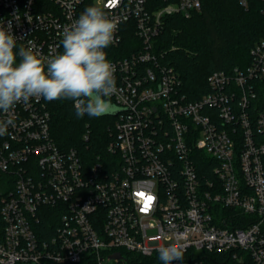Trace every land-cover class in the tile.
Returning <instances> with one entry per match:
<instances>
[{"label": "built area", "instance_id": "2783aa9c", "mask_svg": "<svg viewBox=\"0 0 264 264\" xmlns=\"http://www.w3.org/2000/svg\"><path fill=\"white\" fill-rule=\"evenodd\" d=\"M93 3L119 21L105 49L119 89L108 154L85 164L60 148L43 98L15 107L0 137V264L85 255L161 264L156 249L170 240L186 249L173 264H264V40L245 67L210 72L207 91L191 99L154 39L200 0H0V26L11 23L18 47L31 40L47 56L62 51L63 31ZM128 24L135 40L120 55ZM115 252L121 258L109 259Z\"/></svg>", "mask_w": 264, "mask_h": 264}, {"label": "trees", "instance_id": "16d2710c", "mask_svg": "<svg viewBox=\"0 0 264 264\" xmlns=\"http://www.w3.org/2000/svg\"><path fill=\"white\" fill-rule=\"evenodd\" d=\"M200 2V9L187 17L169 16L154 39L158 59L175 70L182 91L191 99L207 91L206 79L210 72L245 67L250 60V48L264 40V0H248L246 5L238 0ZM133 39L135 35L128 24L122 44L118 46L120 55L130 52L128 43ZM45 102L50 114V134L60 148H74L85 164L97 156H107L106 145L114 129L113 114L79 118L72 101ZM203 170L208 171L209 165ZM46 208L51 211L49 206ZM51 226L48 218L42 220L39 228L43 237L50 235ZM75 264H95V259L85 255Z\"/></svg>", "mask_w": 264, "mask_h": 264}, {"label": "clouds", "instance_id": "9594fccd", "mask_svg": "<svg viewBox=\"0 0 264 264\" xmlns=\"http://www.w3.org/2000/svg\"><path fill=\"white\" fill-rule=\"evenodd\" d=\"M119 21L100 3L90 4L62 33V51L45 56L29 40L0 26V137L14 126L15 107L32 98L72 101L77 117L112 114L111 97L118 93L115 68L105 49L114 43ZM185 245L167 241L157 247L161 264L184 259Z\"/></svg>", "mask_w": 264, "mask_h": 264}, {"label": "water", "instance_id": "95a60500", "mask_svg": "<svg viewBox=\"0 0 264 264\" xmlns=\"http://www.w3.org/2000/svg\"><path fill=\"white\" fill-rule=\"evenodd\" d=\"M115 113H116V111L114 113H112V114H115ZM108 258L109 259H120L121 258V255H120L119 252H115V253L110 254L108 256Z\"/></svg>", "mask_w": 264, "mask_h": 264}]
</instances>
